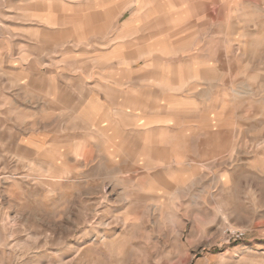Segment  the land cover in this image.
<instances>
[{
  "label": "rangeland",
  "instance_id": "rangeland-1",
  "mask_svg": "<svg viewBox=\"0 0 264 264\" xmlns=\"http://www.w3.org/2000/svg\"><path fill=\"white\" fill-rule=\"evenodd\" d=\"M145 1L0 0V264H264V0Z\"/></svg>",
  "mask_w": 264,
  "mask_h": 264
},
{
  "label": "crops",
  "instance_id": "crops-1",
  "mask_svg": "<svg viewBox=\"0 0 264 264\" xmlns=\"http://www.w3.org/2000/svg\"><path fill=\"white\" fill-rule=\"evenodd\" d=\"M166 2H169L166 0ZM201 2H205L206 5L210 4V0H201ZM146 3L145 0H129V4H135V5H144ZM177 4L180 6H185L187 4H191L190 0H177ZM197 3V0L195 1ZM204 4V3H201ZM197 7V6H196ZM180 11H184L183 8ZM139 17L136 16L135 14H131V17L129 18V21H135ZM139 20V19H138ZM149 31V32H148ZM165 29H155V30H141V31H133L132 35L134 37H160V36H165ZM174 36V34H170V36ZM167 37V38H168ZM196 39V36H194V41L192 42L194 44ZM133 42V41H132ZM153 43V42H152ZM190 35L189 33H185V35L182 38V43L179 44L178 41H173L171 42V46L175 47L178 49V53H184L187 50L190 49ZM196 43V42H195ZM189 44V45H188ZM173 48V49H175ZM153 50L156 51L157 55H162L160 53L164 52L163 48H153ZM150 49V51H153ZM211 59L209 62L211 63ZM136 63H139V66H131L130 69L136 68V72H129L130 78L129 79V90L124 91L126 95L129 94V100H135V101H145L143 97H140V95H151V98L154 100V104L151 106L152 112L150 113V117L147 118V113L143 110V108H134L129 106V115L132 116L134 120V126L141 132H145L147 130H151L149 128V125L147 123L149 122H157L158 124L155 125L157 131L160 132L161 126L160 123L163 121L164 117L163 115L160 114L161 108H165V93H166V79L167 77L163 74L160 64H151V61L148 60H138ZM181 63L183 66L185 65V68H187L188 64L178 62V64ZM157 65V66H154ZM156 67V68H155ZM210 70H212V65L209 64ZM155 69V70H154ZM132 74V76H131ZM192 76V75H191ZM190 75H188L186 72L182 73H175L174 78H172L171 81H169L170 89L174 90V92H186L188 90V86L191 83L190 81ZM168 80V79H167ZM173 85V86H172ZM133 102V101H132ZM148 121V122H147ZM150 124V123H149ZM155 161L158 166V164H161L163 161L160 159V156L155 155Z\"/></svg>",
  "mask_w": 264,
  "mask_h": 264
},
{
  "label": "built area",
  "instance_id": "built-area-1",
  "mask_svg": "<svg viewBox=\"0 0 264 264\" xmlns=\"http://www.w3.org/2000/svg\"><path fill=\"white\" fill-rule=\"evenodd\" d=\"M236 236H237V237H240V235H238V234H237Z\"/></svg>",
  "mask_w": 264,
  "mask_h": 264
}]
</instances>
